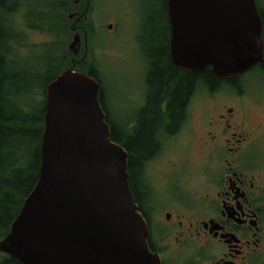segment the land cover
<instances>
[{"label":"water","instance_id":"1","mask_svg":"<svg viewBox=\"0 0 264 264\" xmlns=\"http://www.w3.org/2000/svg\"><path fill=\"white\" fill-rule=\"evenodd\" d=\"M166 8L178 70L210 68L227 79L263 59L255 0H166ZM73 32L76 56L82 38ZM100 93L74 66L48 84L39 178L0 240V255L20 264H160L131 191L128 153L112 140Z\"/></svg>","mask_w":264,"mask_h":264},{"label":"flooded vegetation","instance_id":"2","mask_svg":"<svg viewBox=\"0 0 264 264\" xmlns=\"http://www.w3.org/2000/svg\"><path fill=\"white\" fill-rule=\"evenodd\" d=\"M255 4L264 44V0ZM81 38L78 55L72 54L75 70L79 62L94 66V34ZM209 74L212 83H196L183 116L156 135V149L137 175L134 200L160 264H264V49L263 59L242 74ZM162 154L160 195L149 168ZM183 166L191 170L188 180ZM194 172L199 181L192 184Z\"/></svg>","mask_w":264,"mask_h":264},{"label":"trees","instance_id":"3","mask_svg":"<svg viewBox=\"0 0 264 264\" xmlns=\"http://www.w3.org/2000/svg\"><path fill=\"white\" fill-rule=\"evenodd\" d=\"M68 1L42 0L37 4L35 0H0V240L9 233L24 200L32 192L39 178L46 88L57 76L72 66L69 59L66 69L61 70V65L65 64L67 58L60 54L51 55L52 51L59 52L60 40L66 33V23H68L66 20L69 21L68 15L78 14L73 20L75 25L71 26L68 33L73 38L72 28L75 26L80 35L84 36L78 27L83 13L72 10V6L79 9L82 8V4L79 2L78 5H74L72 2L71 5ZM18 8L23 13L28 29L55 39V43L46 46L45 54H48V59L53 64L56 63L58 70L41 89L42 102L38 111L31 108L33 104L39 105L32 99L34 91L30 88L21 98L16 99L15 91L12 90L15 88L13 87L15 80L9 76V71L15 63L12 54L13 42L19 38V34L15 33L17 31L10 24L16 17L15 11ZM77 18L80 21L75 23ZM165 20L167 36L160 38L162 42L157 47V54L149 58L151 61L148 73L149 93L145 106L138 112L136 123L129 120L124 122V130L121 131L120 126L114 123L110 116L96 68L94 66L89 68L79 62L75 70L90 75L100 84V103L111 128L112 140L128 153L129 183L133 194H136L137 175L156 149L158 132L173 127L176 119L183 116L182 112L188 102V96L196 83H212L210 68L204 73H192L178 70L173 66L169 58L170 34L167 17ZM87 34L89 37L92 36L91 32ZM10 40L11 45H9ZM22 41L24 38H21ZM8 85L12 88H7ZM23 98L25 102L21 103ZM164 118H169L170 123L164 122ZM0 264L20 263L8 256L0 255Z\"/></svg>","mask_w":264,"mask_h":264},{"label":"rangeland","instance_id":"4","mask_svg":"<svg viewBox=\"0 0 264 264\" xmlns=\"http://www.w3.org/2000/svg\"><path fill=\"white\" fill-rule=\"evenodd\" d=\"M41 1L35 0V3ZM72 1L69 0L68 4L72 5ZM80 2L82 8L77 9L72 6V10L83 13L82 20L78 24L82 34L84 35V32L94 34L95 52L89 59L99 71L110 116L122 131L124 121L137 118V110H140L148 97V73L151 64L149 58L157 54V47L162 42L160 38L167 36L165 0H80ZM87 6L89 11L85 22L83 16ZM15 12L16 17L10 25L15 28L19 38L13 42L12 54L15 63L9 71V76L15 80L13 83L15 88L10 85L6 87L15 91L16 99L21 98L31 88L34 91L32 99L39 104H33L31 108L38 111L42 102L41 89L58 70L56 63L53 64L48 59V54H45L46 46L55 43V39L28 29L22 11L18 8ZM73 20L71 22L66 20L68 22L66 33L60 40L59 52L51 53L54 56L60 54L67 58L65 64L61 65V70L66 69L67 61L70 59L71 62L73 58L72 53L69 52L72 36L68 33L71 26L75 25ZM79 21L76 20L75 23ZM109 25H112L111 30L108 29ZM21 38H24V41L21 42ZM11 44L10 40L9 45ZM82 55L78 59H81ZM22 101L25 102L24 98L21 99V103ZM164 160L162 154L155 166L152 165L150 168L149 165L147 166V169L155 172V184L159 186L160 195L165 193L162 181L166 172H161L163 168L161 163ZM189 172L191 170L183 166V175H186L187 180ZM190 177L192 184L199 181L196 172L190 173Z\"/></svg>","mask_w":264,"mask_h":264}]
</instances>
